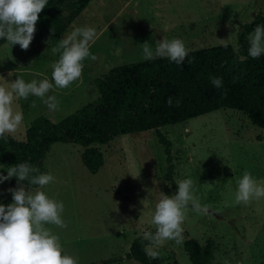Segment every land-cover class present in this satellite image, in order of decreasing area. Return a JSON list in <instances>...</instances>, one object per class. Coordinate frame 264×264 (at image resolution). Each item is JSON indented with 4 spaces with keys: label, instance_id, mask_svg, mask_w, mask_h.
I'll return each instance as SVG.
<instances>
[{
    "label": "rangeland",
    "instance_id": "obj_1",
    "mask_svg": "<svg viewBox=\"0 0 264 264\" xmlns=\"http://www.w3.org/2000/svg\"><path fill=\"white\" fill-rule=\"evenodd\" d=\"M258 12L264 13V0H92L60 39L50 40L36 27L27 50L6 41L0 48V85L10 88L17 77L25 82L47 78L54 85L51 65L60 53L52 49L76 27L96 29L90 43L95 59L82 61L78 80L63 89L54 85L47 94L56 96L58 109L50 111L36 96H14L13 108L23 113V121L15 133L6 135L23 142L36 118L58 123L96 99V78L114 67L150 60L143 55L145 41L153 51L163 37L169 41L179 37L188 52L225 44L236 49L241 26ZM189 30L192 33L184 39ZM159 130L173 144L176 185L191 178L193 194L207 211L188 208L183 243L165 241L156 249L159 257H150L152 264H190L183 248L189 239L200 245L213 242L212 264H264V197L247 205L235 202L237 181L245 170L264 182V129L240 111L220 109ZM90 149L104 160L94 175L84 165L88 149L74 144L53 145L36 167L54 177L42 190L64 205L67 227H46L59 236L62 254L73 256L78 264H124L132 241L156 229L152 215L167 184L163 148L155 132L148 131L121 135ZM4 162L0 155V174L7 175ZM8 189L9 180L0 183V204ZM176 193L178 185L171 195Z\"/></svg>",
    "mask_w": 264,
    "mask_h": 264
},
{
    "label": "trees",
    "instance_id": "obj_2",
    "mask_svg": "<svg viewBox=\"0 0 264 264\" xmlns=\"http://www.w3.org/2000/svg\"><path fill=\"white\" fill-rule=\"evenodd\" d=\"M91 1L48 0L39 13L36 27L50 40L60 39ZM257 25H264L262 12L241 26L236 49L228 45L188 52L182 65L168 58H155L110 69L94 80L99 96L75 113L58 123L44 116L36 118L26 129L23 142L6 134L7 139L0 138L4 164L9 168L28 162L37 167L53 145L74 144L88 149L84 165L94 175L103 167L104 160L100 152L90 149L93 145L108 144L121 135L154 131L165 155L164 192L172 196L171 191H177L173 144L160 128L184 124L220 109H231L244 113L253 125L264 129V53L255 59L248 56V36ZM5 42L0 39V48ZM211 77L222 78L223 86L214 87ZM169 97L172 106L167 104ZM24 184L28 186L27 181ZM17 186L16 178L9 180V188ZM12 202L8 192L2 204ZM147 244L149 241L143 236L136 237L125 259L152 264L144 251ZM183 248L190 264L214 261L211 240L200 245L197 240L189 239Z\"/></svg>",
    "mask_w": 264,
    "mask_h": 264
},
{
    "label": "clouds",
    "instance_id": "obj_3",
    "mask_svg": "<svg viewBox=\"0 0 264 264\" xmlns=\"http://www.w3.org/2000/svg\"><path fill=\"white\" fill-rule=\"evenodd\" d=\"M47 3L48 0H0V39H5L12 46L19 44L27 50L36 31L39 13ZM95 37V28L76 27L52 49L54 54L60 53L59 60L51 65L52 80L57 88H67L81 77L85 58L95 59L90 53V43H94ZM248 44V56L251 58H259L264 53V25L255 26ZM142 48L145 59L168 58L177 65H182L188 56V50L179 38L156 40L154 51L148 41L142 44ZM211 83L216 88L223 86L219 77H211ZM54 85L47 78L25 82L20 77L11 82L10 88L0 85V138L7 139L5 134L15 133L23 121V113L13 108L14 96L24 99L29 95L39 97L50 111L55 112L59 102L55 95H47ZM167 104L172 106L171 97ZM176 104L179 105V101ZM6 172L7 175L0 174V183L16 178L18 186L8 189L13 202L0 204V264H78L73 256L62 254L59 236L46 227H67L62 219L63 202L50 198L42 190L54 182V177L39 173V169L28 162L10 166ZM25 181L28 182L27 187ZM237 184V204L247 205L253 199L264 197V182H258L247 170ZM177 185L178 194L169 196L159 192L151 220L156 230L144 233V239L149 241L144 251L152 259L159 257L156 249L165 241L183 243L182 224L190 203L195 212L207 211L193 194L195 188L191 178L178 181ZM124 264H128L127 260Z\"/></svg>",
    "mask_w": 264,
    "mask_h": 264
},
{
    "label": "crops",
    "instance_id": "obj_4",
    "mask_svg": "<svg viewBox=\"0 0 264 264\" xmlns=\"http://www.w3.org/2000/svg\"><path fill=\"white\" fill-rule=\"evenodd\" d=\"M203 20H204V19H203ZM208 20H209V18H208V19L205 18L204 21H208ZM190 33H192L191 30L188 31V34H187V33H186V34L184 33L183 35H185V36H184L183 38H184V39H187V38H188V35H189ZM174 37H176V36L174 35ZM178 38H179V37H178ZM179 39H180V38H179Z\"/></svg>",
    "mask_w": 264,
    "mask_h": 264
}]
</instances>
